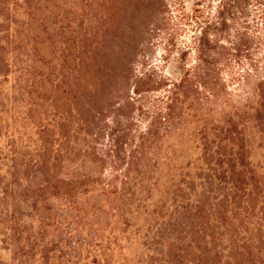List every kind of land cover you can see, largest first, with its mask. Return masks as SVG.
I'll list each match as a JSON object with an SVG mask.
<instances>
[{
  "label": "rangeland",
  "instance_id": "374dc122",
  "mask_svg": "<svg viewBox=\"0 0 264 264\" xmlns=\"http://www.w3.org/2000/svg\"><path fill=\"white\" fill-rule=\"evenodd\" d=\"M161 1L164 12L157 16L167 22L148 26L152 30L133 64L139 72L152 62L155 73L163 70L161 47L182 4L207 10L219 0ZM257 1H248L240 18L249 56L221 67L225 96L209 103L205 117L217 126L230 117L241 141L232 143L235 133L208 127L203 143L200 124L183 115L181 127L139 161L119 188L125 164L111 163L103 153L111 126V114H105L90 143L103 162L81 156V137L67 144L74 149L58 170L69 187L67 204L51 190L38 191L40 175L29 160L49 108L36 92H26L56 56L44 42L59 26L65 35L95 33L98 21L116 14L105 7L109 0H0V264H264V129L254 121L255 103L264 96L253 91L258 83L264 89V0ZM37 18L46 34L39 33ZM162 93L140 92L143 108L127 114L131 129L151 120ZM110 184L115 191L108 192Z\"/></svg>",
  "mask_w": 264,
  "mask_h": 264
},
{
  "label": "trees",
  "instance_id": "16d2710c",
  "mask_svg": "<svg viewBox=\"0 0 264 264\" xmlns=\"http://www.w3.org/2000/svg\"><path fill=\"white\" fill-rule=\"evenodd\" d=\"M248 1L232 0L236 4L235 11L231 10L229 0H219L215 8L208 7L207 10H186L182 4L171 31L164 38L161 51L165 65L158 73H155L154 62L140 72L133 64L143 40L152 30L148 26L167 22L157 16L164 12L165 4L161 0H109L107 6L100 3L102 8L112 9L116 15L98 21L100 30L95 33L86 31L79 35L74 32L68 36L58 25V31L44 42L53 48L56 56L45 63L44 72L36 73V81L30 80V89L26 92H36V97L49 108L43 117L44 123L37 127V147L29 160L40 175L38 191L51 190L70 204L69 187L64 186L65 182L58 174L61 162L74 149L67 144L79 136L84 144L81 156L103 162L90 143L98 135L99 120L105 114H111V126L106 134L109 143L103 153L111 163L125 164L119 188L124 186L130 170L136 168L139 161L144 160L171 131L181 127L183 115L189 116L188 122L200 124L198 133L203 143L208 142V127L218 132L235 133L229 140L240 142L236 121L228 117L217 126L205 117L212 111L209 103L225 96L221 67L230 59L249 56L250 41L241 31L245 22L240 20L246 14ZM37 20L39 33L46 34L44 21L42 18ZM31 48L35 51L34 43ZM260 84L253 91L262 99L264 89ZM155 88H161L163 93L158 99L159 106L151 110V120L139 124L137 130L131 129L133 121L128 119V112L141 110L143 107L137 101L140 92ZM254 111V121L264 129V101L257 100ZM126 145L128 150L123 151ZM112 166L115 169V165ZM115 189L110 184L108 192Z\"/></svg>",
  "mask_w": 264,
  "mask_h": 264
}]
</instances>
